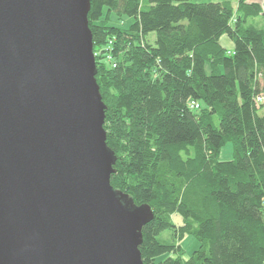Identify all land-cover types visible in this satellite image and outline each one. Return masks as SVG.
<instances>
[{
	"label": "trees",
	"instance_id": "obj_1",
	"mask_svg": "<svg viewBox=\"0 0 264 264\" xmlns=\"http://www.w3.org/2000/svg\"><path fill=\"white\" fill-rule=\"evenodd\" d=\"M90 1L111 186L153 212L142 261L264 264V0Z\"/></svg>",
	"mask_w": 264,
	"mask_h": 264
},
{
	"label": "water",
	"instance_id": "obj_2",
	"mask_svg": "<svg viewBox=\"0 0 264 264\" xmlns=\"http://www.w3.org/2000/svg\"><path fill=\"white\" fill-rule=\"evenodd\" d=\"M90 0H0V264H145L111 186Z\"/></svg>",
	"mask_w": 264,
	"mask_h": 264
},
{
	"label": "rangeland",
	"instance_id": "obj_3",
	"mask_svg": "<svg viewBox=\"0 0 264 264\" xmlns=\"http://www.w3.org/2000/svg\"><path fill=\"white\" fill-rule=\"evenodd\" d=\"M213 0H193V2L195 3H199V4H206V2H211ZM261 23L264 25V19H257L253 22V24L259 28V25H261ZM261 29V28H259ZM225 44V43H223ZM104 51H106V49H103ZM102 52V51H101ZM109 61H111L109 59ZM233 155H234V150L232 148V145L229 144V145H226L225 147H223V151H222V154H221V157H220V160L221 161H231L233 159ZM174 218V222L176 225H181L183 222H182V219L178 216H173ZM163 239H164V242H167V243H171V244H175L176 246L178 245V243H174V240L171 239V234L170 233H166L165 235H163ZM161 239V240H163ZM173 240V242H172ZM180 246H182V248L184 249V260L185 259H189L192 254L194 252H196V250H198L199 248V243L197 241L196 238H193L191 236H185L184 237V241L180 244Z\"/></svg>",
	"mask_w": 264,
	"mask_h": 264
},
{
	"label": "crops",
	"instance_id": "obj_4",
	"mask_svg": "<svg viewBox=\"0 0 264 264\" xmlns=\"http://www.w3.org/2000/svg\"><path fill=\"white\" fill-rule=\"evenodd\" d=\"M260 2L261 1H259V3ZM261 18L264 19V16H260V18H258V19H261ZM259 28H264V25L261 23V25H259ZM221 42H222V45L224 46V48L226 50L231 51L234 49V44L230 40H228L226 37H223L221 39ZM223 43H225V44H223Z\"/></svg>",
	"mask_w": 264,
	"mask_h": 264
},
{
	"label": "built area",
	"instance_id": "obj_5",
	"mask_svg": "<svg viewBox=\"0 0 264 264\" xmlns=\"http://www.w3.org/2000/svg\"><path fill=\"white\" fill-rule=\"evenodd\" d=\"M192 106H193V103H192ZM194 107L198 108V106H195V104H194Z\"/></svg>",
	"mask_w": 264,
	"mask_h": 264
}]
</instances>
